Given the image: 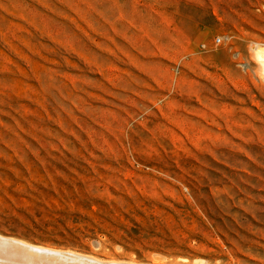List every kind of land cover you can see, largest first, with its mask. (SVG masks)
Masks as SVG:
<instances>
[{"label": "rangeland", "instance_id": "obj_1", "mask_svg": "<svg viewBox=\"0 0 264 264\" xmlns=\"http://www.w3.org/2000/svg\"><path fill=\"white\" fill-rule=\"evenodd\" d=\"M256 42L264 0H0V235L264 264Z\"/></svg>", "mask_w": 264, "mask_h": 264}, {"label": "bare ground", "instance_id": "obj_2", "mask_svg": "<svg viewBox=\"0 0 264 264\" xmlns=\"http://www.w3.org/2000/svg\"><path fill=\"white\" fill-rule=\"evenodd\" d=\"M250 56L252 61L255 62L258 67L256 73H259L264 80V42H256L255 45L251 48ZM160 263L152 262L149 264H160ZM0 264H147V263L128 262L126 260L117 261L116 259L115 260L101 259L99 257L97 258V256L86 253H79L72 250H58L54 248L42 247L23 240H19L17 238L0 235Z\"/></svg>", "mask_w": 264, "mask_h": 264}, {"label": "built area", "instance_id": "obj_3", "mask_svg": "<svg viewBox=\"0 0 264 264\" xmlns=\"http://www.w3.org/2000/svg\"><path fill=\"white\" fill-rule=\"evenodd\" d=\"M221 39L220 38H217L215 41H214V45H218L220 43ZM202 48H205V46H202Z\"/></svg>", "mask_w": 264, "mask_h": 264}]
</instances>
